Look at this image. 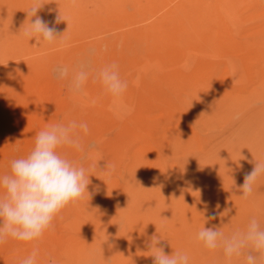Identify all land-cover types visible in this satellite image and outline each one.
Wrapping results in <instances>:
<instances>
[{
    "label": "rangeland",
    "instance_id": "1",
    "mask_svg": "<svg viewBox=\"0 0 264 264\" xmlns=\"http://www.w3.org/2000/svg\"><path fill=\"white\" fill-rule=\"evenodd\" d=\"M180 2L41 0L39 16L51 22L60 11L65 20L55 26L60 35L65 32L66 45L40 47L22 30L34 19L27 13L33 0H0V74L19 68L39 72L50 93L47 101L37 99L48 103V127L94 123L87 134L79 130L84 151L59 149L86 169L87 191L63 208L38 240L7 238L0 244V264H21L33 250L37 264H152L148 243L154 235L168 254L187 253L189 264H228L221 249L206 250L196 240L197 232L216 224L227 236L253 216L264 224V176L248 199L239 190L253 167L250 161H264V0L224 1L216 17L209 8L204 23L214 26L216 35L199 50L187 47L189 56L180 65L185 71L203 63L205 73L177 84L164 65L144 62L146 44L130 45L123 33L159 19ZM89 51L95 70L115 62L127 81L119 109L92 77L79 95L53 77L54 66L72 67ZM119 54L125 55L121 62ZM0 95L13 103L32 99L34 92L9 84ZM21 131L11 122L0 136L14 139ZM92 143L98 147L89 151ZM31 150L19 149L17 155ZM107 162L114 172L104 170ZM212 213L221 215L209 221ZM231 264H246L245 256Z\"/></svg>",
    "mask_w": 264,
    "mask_h": 264
},
{
    "label": "clouds",
    "instance_id": "2",
    "mask_svg": "<svg viewBox=\"0 0 264 264\" xmlns=\"http://www.w3.org/2000/svg\"><path fill=\"white\" fill-rule=\"evenodd\" d=\"M43 7L41 0H33L28 16L31 19L27 28L22 30L36 44L42 46L59 43L66 45V37L58 33L55 25L65 21L59 11L54 21H46L38 12ZM89 51L78 59L74 66L58 64L53 67V77L58 81H67L68 90L73 95L83 94L89 78L98 80L104 91L111 97L113 105L119 109L122 97L127 90V81L120 76L119 66L115 62L95 70ZM93 73L94 76H93ZM129 112L131 109L128 110ZM79 130L87 134L86 123L76 121L51 124L35 136L34 147L23 157L11 161L10 172L0 175V244L11 237L22 242H32L41 238L50 227L56 215L70 203H76L87 191L89 177L83 166H76L59 149L70 146L84 151ZM88 150H96L98 145L89 144ZM251 171L244 174L239 186L242 199H248L254 185L264 176V161H250ZM109 172L115 171V165L107 162ZM220 213H212L208 220H216ZM221 225L203 227L196 234V240L206 250L221 249L231 264L234 257L245 256L246 264H264V224L253 216L246 227L225 235ZM160 237L154 235L148 243L152 251V264H189L187 253L175 250L171 254L165 251ZM38 251L33 250L21 264H37ZM52 264H55L53 261Z\"/></svg>",
    "mask_w": 264,
    "mask_h": 264
},
{
    "label": "bare ground",
    "instance_id": "3",
    "mask_svg": "<svg viewBox=\"0 0 264 264\" xmlns=\"http://www.w3.org/2000/svg\"><path fill=\"white\" fill-rule=\"evenodd\" d=\"M224 1L236 4L242 0H181L174 9L165 12L159 19L127 31L123 35L127 34L126 42L130 45L135 43L140 48V45L146 44L144 47L149 51L148 58L144 60L146 64L164 65L177 84L179 81L189 82L192 77H196L195 75H203L205 70L203 63L194 70H180V65L184 64L189 56L187 47L195 51L199 50L200 45L203 47L204 43L216 35L215 27L206 26L204 19L210 15L209 8L216 17L217 6ZM150 18L146 17V20ZM121 37L122 34H119L120 39L117 42L121 41ZM128 50L134 51L130 47ZM116 58L121 62L125 59V55L119 54ZM19 69L2 72L0 88L2 86L8 88L9 84H13L22 91H33L34 97L25 101L20 98L12 103L0 95V130L11 122L20 125L22 129L16 139L11 136L8 138L0 136V175L10 172L11 161L20 157L17 155L19 149H26L28 146L33 148L36 134L48 128L49 121L46 120L48 106L46 101L50 96L48 88L40 82L39 72L36 69ZM166 75L168 76L167 73ZM42 97L46 99L45 104L37 102V99ZM80 123L89 126L94 124L91 121H77V124Z\"/></svg>",
    "mask_w": 264,
    "mask_h": 264
}]
</instances>
